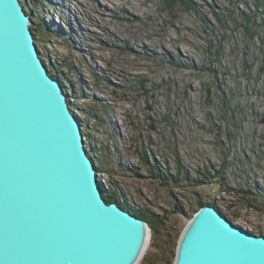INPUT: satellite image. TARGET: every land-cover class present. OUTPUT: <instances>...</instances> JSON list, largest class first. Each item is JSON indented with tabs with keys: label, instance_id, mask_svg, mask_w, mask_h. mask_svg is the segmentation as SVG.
Returning a JSON list of instances; mask_svg holds the SVG:
<instances>
[{
	"label": "rangeland",
	"instance_id": "1",
	"mask_svg": "<svg viewBox=\"0 0 264 264\" xmlns=\"http://www.w3.org/2000/svg\"><path fill=\"white\" fill-rule=\"evenodd\" d=\"M59 1L22 0L104 195L153 216L138 264H173L200 202L264 236V0Z\"/></svg>",
	"mask_w": 264,
	"mask_h": 264
},
{
	"label": "water",
	"instance_id": "2",
	"mask_svg": "<svg viewBox=\"0 0 264 264\" xmlns=\"http://www.w3.org/2000/svg\"><path fill=\"white\" fill-rule=\"evenodd\" d=\"M32 16L22 0H0V264H138L150 224L104 196ZM173 264H264V236L201 205Z\"/></svg>",
	"mask_w": 264,
	"mask_h": 264
},
{
	"label": "trees",
	"instance_id": "3",
	"mask_svg": "<svg viewBox=\"0 0 264 264\" xmlns=\"http://www.w3.org/2000/svg\"><path fill=\"white\" fill-rule=\"evenodd\" d=\"M34 2H38V0H34ZM34 14V13H33ZM34 16V15H33ZM33 24H35V22H33ZM37 24V23H36ZM34 33H35V36L37 35L36 33H37V30H35V28H34ZM68 37V36H67ZM45 60V59H44ZM45 62H46V60H45ZM47 63V62H46ZM48 66V65H47ZM60 67V66H59ZM59 67H57V69H56V71L57 72H60L61 73V71H60V69H58ZM49 68V70H50V72L53 74V75H55V76H59V75H61V74H56V73H53V71L50 69V66L48 67ZM71 105V107L73 108V106H72V104H70ZM87 120H88V118H87ZM84 131L85 130H87V128H86V126L84 125ZM87 135H88V133H87ZM94 150V149H93ZM95 150H96V148H95ZM93 151H90V153H92ZM93 157H95V156H93ZM96 158V157H95ZM95 162H96V160H95ZM99 165V164H98ZM99 167V166H98ZM100 168V167H99ZM103 170H105V171H107V173H109L110 174V170L107 168V167H105L104 165H103ZM112 181L111 180H109L108 181V185L111 183ZM108 200H115L118 196L116 195V193L114 192V191H110L109 192V194L108 195H104ZM122 207H124V208H127V209H129L131 212H133L134 214H136L137 216H140V217H142V218H144V219H146L148 222H149V224H150V226H151V231H152V234H154L155 235V230H154V228H153V222H154V219H153V216L149 213V212H147V211H142V210H132V209H130V208H128L127 206H124L123 204H120ZM199 205L201 206V205H203V203L202 202H200L199 203Z\"/></svg>",
	"mask_w": 264,
	"mask_h": 264
},
{
	"label": "bare ground",
	"instance_id": "4",
	"mask_svg": "<svg viewBox=\"0 0 264 264\" xmlns=\"http://www.w3.org/2000/svg\"><path fill=\"white\" fill-rule=\"evenodd\" d=\"M57 1L60 2L59 0H57ZM101 2H102L103 4H108L109 7H111V6L114 5V4H120L119 1H117V0H101ZM61 4H62V3H61ZM185 51H186V49H185Z\"/></svg>",
	"mask_w": 264,
	"mask_h": 264
}]
</instances>
